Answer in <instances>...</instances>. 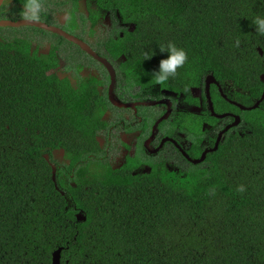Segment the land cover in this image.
<instances>
[{"label":"trees","instance_id":"obj_1","mask_svg":"<svg viewBox=\"0 0 264 264\" xmlns=\"http://www.w3.org/2000/svg\"><path fill=\"white\" fill-rule=\"evenodd\" d=\"M91 1L94 27L107 12L135 27L115 28L120 36L106 44L129 73L153 76L167 58L159 46L171 42L189 57L166 85L173 90L199 86L209 73L242 87L258 78L246 56L260 38L251 20L264 14V0ZM11 41H0V264H52L60 248L61 264H264V112L252 115L253 135L184 177L120 174L97 149L93 161L96 92L50 73L56 57ZM250 93L242 97L250 104L262 95Z\"/></svg>","mask_w":264,"mask_h":264},{"label":"flooded vegetation","instance_id":"obj_2","mask_svg":"<svg viewBox=\"0 0 264 264\" xmlns=\"http://www.w3.org/2000/svg\"><path fill=\"white\" fill-rule=\"evenodd\" d=\"M23 4L24 0H4L0 20L29 21L47 28L33 24L0 27V41L20 40L27 42L31 54L41 59L56 57L59 64L50 73L59 78L67 76L75 88L77 82L78 85L87 83V87L96 92L92 98L99 100L96 107L101 112L99 126L90 134L95 135L97 144L93 148V161H97V149L99 160L113 172H130L142 178L156 173L179 178L205 165L210 154L231 141L253 135L252 115L264 112V101L252 109L264 93V37L257 36L259 40L251 49L253 56L250 53L246 56L253 69L251 73L257 72L258 78H248L245 87L234 80H219L209 73L199 86H189L188 92L177 91L157 84L143 68L142 72L129 73L120 68V61H112L106 44L120 36L115 28L129 27L130 31L134 30L130 27L135 28L117 18V13L107 12L94 27L91 0H45L44 10L37 20L24 17ZM106 18L110 19V24L103 26ZM66 35L81 41L89 51ZM248 51L249 48L243 52ZM209 76L214 79L208 84ZM253 88L262 91V95L250 104L242 97L251 96ZM199 149L203 150L202 156L207 152L201 163L198 161L202 156L198 158L194 154ZM63 154L65 156V152ZM81 212L85 214L82 210L75 214L77 221Z\"/></svg>","mask_w":264,"mask_h":264},{"label":"clouds","instance_id":"obj_3","mask_svg":"<svg viewBox=\"0 0 264 264\" xmlns=\"http://www.w3.org/2000/svg\"><path fill=\"white\" fill-rule=\"evenodd\" d=\"M45 7V0H24L23 15L26 19L37 20L40 18V13ZM252 26L255 28L256 35L264 37V14H256L251 20ZM161 53H167V58L160 61L159 69L153 74L155 82L159 85L166 86L170 80H174L179 75V70L183 69L188 63V53L184 48L177 47L174 43L159 46ZM155 51L152 53H145V61L152 59L155 56ZM187 92L188 88L185 87ZM237 191L243 193L246 191L244 185H240ZM216 189L213 188L209 195L214 196Z\"/></svg>","mask_w":264,"mask_h":264},{"label":"water","instance_id":"obj_4","mask_svg":"<svg viewBox=\"0 0 264 264\" xmlns=\"http://www.w3.org/2000/svg\"><path fill=\"white\" fill-rule=\"evenodd\" d=\"M3 3H4V0H0V7L3 5ZM26 24H33V25H36V26H39V27H42V28H47L44 25H41V24H38V23H34V22H29V21L12 22V21H7V20H2V21L0 20V27H19V26L26 25ZM66 37H68L70 40H72L75 43H77L80 46H82L85 50L89 51L88 47L86 45H84L81 41L77 40L74 37L68 36V35H66ZM91 54H93L95 56V58H98L99 60L105 62L104 59L98 57L95 53H91ZM210 79L213 80L214 78L212 76H209L207 78L208 84H209ZM262 101H264V93H263L260 101L252 109H256L259 106L260 102H262ZM212 112H214V109L213 108H212ZM219 117H221V116H219ZM206 154H207V152H205L203 154L202 158L198 161L199 163H201V162H203L205 160ZM46 158L48 159V157H46ZM53 171L56 172V168L55 167H53ZM80 218H82V219H80ZM77 219L80 222H84V221H86L87 216L81 212V213H79L77 215ZM62 252H63V249L60 248V249L56 250L52 254V264H61Z\"/></svg>","mask_w":264,"mask_h":264},{"label":"rangeland","instance_id":"obj_5","mask_svg":"<svg viewBox=\"0 0 264 264\" xmlns=\"http://www.w3.org/2000/svg\"><path fill=\"white\" fill-rule=\"evenodd\" d=\"M110 22V19L109 18H106L105 20H103L102 21V24H103V26H105V25H108V24H110L109 23ZM131 28V30H133L134 28H132V27H130ZM3 30H5V29H3ZM9 31V30H8ZM2 36V34H0V37ZM64 152L63 151H55L54 153H53V155H54V159H56L58 162H60V163H68V160H67V158L64 156V154H63ZM80 219H82V218H80Z\"/></svg>","mask_w":264,"mask_h":264}]
</instances>
